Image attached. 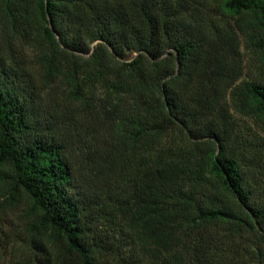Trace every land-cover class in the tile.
<instances>
[{
  "label": "trees",
  "instance_id": "obj_1",
  "mask_svg": "<svg viewBox=\"0 0 264 264\" xmlns=\"http://www.w3.org/2000/svg\"><path fill=\"white\" fill-rule=\"evenodd\" d=\"M5 262L264 264V0H0Z\"/></svg>",
  "mask_w": 264,
  "mask_h": 264
},
{
  "label": "rangeland",
  "instance_id": "obj_2",
  "mask_svg": "<svg viewBox=\"0 0 264 264\" xmlns=\"http://www.w3.org/2000/svg\"><path fill=\"white\" fill-rule=\"evenodd\" d=\"M134 56H135V53L128 54V57H129V58H132V57H134ZM2 264H8V262L2 263Z\"/></svg>",
  "mask_w": 264,
  "mask_h": 264
}]
</instances>
